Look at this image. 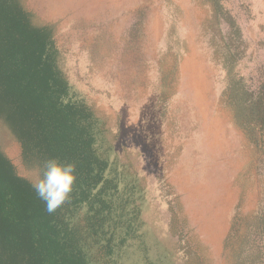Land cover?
Returning a JSON list of instances; mask_svg holds the SVG:
<instances>
[{"label":"rangeland","instance_id":"obj_1","mask_svg":"<svg viewBox=\"0 0 264 264\" xmlns=\"http://www.w3.org/2000/svg\"><path fill=\"white\" fill-rule=\"evenodd\" d=\"M23 1L103 123L105 176L133 222L111 264H264V126L238 122L223 66L231 50L264 91V0ZM0 151L36 175L1 124Z\"/></svg>","mask_w":264,"mask_h":264},{"label":"trees","instance_id":"obj_2","mask_svg":"<svg viewBox=\"0 0 264 264\" xmlns=\"http://www.w3.org/2000/svg\"><path fill=\"white\" fill-rule=\"evenodd\" d=\"M212 1L220 10L219 0ZM54 31V24L38 20L23 0H0V124L19 143L29 171L37 174L49 156L78 163L71 200L49 214L30 180L0 151V264H111L133 222L121 219L116 186L105 176L103 123L90 105L70 94ZM223 59L225 94L236 119L264 126V91L250 90L236 76L231 50ZM82 206L86 212L80 218Z\"/></svg>","mask_w":264,"mask_h":264},{"label":"clouds","instance_id":"obj_3","mask_svg":"<svg viewBox=\"0 0 264 264\" xmlns=\"http://www.w3.org/2000/svg\"><path fill=\"white\" fill-rule=\"evenodd\" d=\"M78 179V163L57 156L45 158L30 183L45 210L52 214L71 200Z\"/></svg>","mask_w":264,"mask_h":264}]
</instances>
